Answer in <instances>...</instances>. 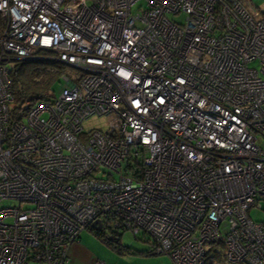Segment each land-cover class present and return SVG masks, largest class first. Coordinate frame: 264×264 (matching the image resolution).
<instances>
[{"label":"built area","instance_id":"obj_1","mask_svg":"<svg viewBox=\"0 0 264 264\" xmlns=\"http://www.w3.org/2000/svg\"><path fill=\"white\" fill-rule=\"evenodd\" d=\"M40 50L79 72L13 119L11 65ZM94 117L106 124L86 130ZM3 201L16 204L0 206V264H66L95 223L148 237L171 264H204L214 242L227 262L264 264V219L249 215L264 213V11L0 0Z\"/></svg>","mask_w":264,"mask_h":264},{"label":"trees","instance_id":"obj_2","mask_svg":"<svg viewBox=\"0 0 264 264\" xmlns=\"http://www.w3.org/2000/svg\"><path fill=\"white\" fill-rule=\"evenodd\" d=\"M38 54L43 58L33 60H16L11 65L10 79L12 91L14 94V102L10 113L13 119H20L30 107L39 101H46L53 98L50 92V87L54 81V74L50 72V67L55 70L60 69L64 64L54 59H47L44 57H51L53 52L48 50H40ZM91 231L102 243L115 249L120 254H150L149 251H137L129 245L121 243L120 237L122 231L112 232V236H108L105 230H96L95 228H86ZM112 237V239H109ZM148 241L150 239L145 238ZM224 258V246L222 242L211 243L205 255L204 264L221 263Z\"/></svg>","mask_w":264,"mask_h":264},{"label":"rangeland","instance_id":"obj_3","mask_svg":"<svg viewBox=\"0 0 264 264\" xmlns=\"http://www.w3.org/2000/svg\"><path fill=\"white\" fill-rule=\"evenodd\" d=\"M251 5L254 8L257 7V8L264 11V0H251ZM134 10H135V8L133 9V11ZM173 18L177 21H181L183 19L181 16H174ZM250 66L259 68V64L257 61L251 62ZM50 72L51 73L53 72L52 74H54V77H55L54 81L51 84L52 86L50 87V92L53 94V97H56L61 93L62 89L65 86V83L62 81L61 77L64 74L70 75L71 73H78L79 70L76 69L75 67L64 64L60 69H57V70H55L53 67H50ZM105 124L106 123H105V120L103 117H101V118L100 117H94V118H92L89 121L84 123V128L86 130H90L92 128H103V126ZM13 204H16V202H14V201H3L0 203V206L13 205ZM249 215L254 220H263L264 219V213L259 211V210H253L252 209V210H250ZM85 232L91 233L88 230H85ZM220 232L223 235L225 232V229L224 228L221 229ZM120 238H121L120 240H121L122 244L129 245V246L134 247L136 249H144V247H147V245H148V243L143 242L139 239L140 236L133 234L130 230L123 231ZM75 243H76V241L74 242V244ZM95 252L97 253L98 261H103L101 259H103V258L105 259L108 256L114 257V254L111 251V249L109 247H106L105 245L104 246L101 245L99 242H97V245L95 247ZM31 264H35V263H31ZM39 264H45V263H39ZM216 264H238V263H230V262H227L224 260L223 262L216 263Z\"/></svg>","mask_w":264,"mask_h":264},{"label":"crops","instance_id":"obj_4","mask_svg":"<svg viewBox=\"0 0 264 264\" xmlns=\"http://www.w3.org/2000/svg\"><path fill=\"white\" fill-rule=\"evenodd\" d=\"M84 229L80 235L76 243H72L69 248V261L66 264H98L97 253L95 252V247L97 242L101 245H105L102 243L91 231L85 232ZM89 231V230H88ZM140 240L148 243L147 247L144 249H136L131 247L137 251H149L150 250V241L145 239L141 235ZM121 239V238H120ZM97 241V242H96ZM106 247H109L105 245ZM93 248V249H92ZM114 254V257L108 256L107 258H103L101 260L106 264H171V258L165 253H150V254H131L125 253L120 254L115 249L109 247Z\"/></svg>","mask_w":264,"mask_h":264},{"label":"water","instance_id":"obj_5","mask_svg":"<svg viewBox=\"0 0 264 264\" xmlns=\"http://www.w3.org/2000/svg\"><path fill=\"white\" fill-rule=\"evenodd\" d=\"M92 227L95 228L96 230H99V231L101 230V226L98 223L93 224ZM109 239H112V237H109Z\"/></svg>","mask_w":264,"mask_h":264}]
</instances>
